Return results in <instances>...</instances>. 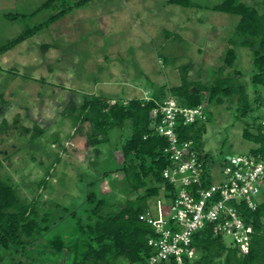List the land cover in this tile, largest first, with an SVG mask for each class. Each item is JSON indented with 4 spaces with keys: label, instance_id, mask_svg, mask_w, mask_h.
<instances>
[{
    "label": "rangeland",
    "instance_id": "1",
    "mask_svg": "<svg viewBox=\"0 0 264 264\" xmlns=\"http://www.w3.org/2000/svg\"><path fill=\"white\" fill-rule=\"evenodd\" d=\"M76 1L56 0L34 15L0 8V45ZM191 1L184 7L168 0H89L0 56V175L22 197L37 200L40 214L50 218L42 224L51 226L33 244L0 248V264H83L88 232L76 221L89 222L88 193L106 195V210H114L144 192L131 190L121 170L104 176L123 161L121 147L132 127L130 121L116 126L107 140L92 145V125L76 127L75 117L88 94L112 102L148 98L182 84L183 77L209 86L222 67L224 75L239 70L253 110L237 117L238 95L209 103L205 90L212 114L202 148L216 173L225 157L255 147L243 134L264 117V98L256 100L259 93L264 97V84L252 82V51L234 45L235 65L225 64L240 17L209 8L223 0ZM242 1L263 9L264 0ZM225 241L231 244L233 237Z\"/></svg>",
    "mask_w": 264,
    "mask_h": 264
},
{
    "label": "trees",
    "instance_id": "2",
    "mask_svg": "<svg viewBox=\"0 0 264 264\" xmlns=\"http://www.w3.org/2000/svg\"><path fill=\"white\" fill-rule=\"evenodd\" d=\"M55 1L46 0L39 9L47 8ZM87 1L89 0L74 2L50 16L46 22L28 28L8 43L0 45V56ZM168 2L184 7L194 5L191 0ZM197 6L204 7L199 4ZM209 8L240 17L235 26L234 38L230 40L233 46L227 49L225 55L226 66L235 65L236 45L248 47L252 51L254 66L252 82L255 86L264 84V2L262 10L242 0H223ZM240 76L239 70L224 75L222 67L217 79L209 86L183 77L182 84L172 86L167 92L161 90L158 95L148 98L113 99L112 102V98L103 95L92 93L86 96L79 107V114L75 115L78 122L76 127L86 121L92 125V130L88 133L92 145L107 140L109 131L116 126L130 121L132 127L131 136L121 147L123 161L117 169L105 171L104 176L109 172L121 170L125 173L131 190L139 191L144 188V192L134 199H127L114 210H106L109 205L106 195L98 197L95 191L88 193L87 202L92 205L88 215L89 222H83L82 219L76 221L79 231L88 232L89 243L82 254L83 264H125L124 261H127L126 264H138L154 253L149 245V238L154 237L156 232L140 215L149 209V199L160 196L164 190L170 189L171 185L163 177L164 170L170 165L169 156L165 151L168 141L152 126V110L158 102L166 98V94L167 97H175L185 106L204 104L203 93L206 90L209 103H222L224 97L238 95L240 107L237 109V117L245 116L253 107L247 97V87L239 82ZM194 85L196 90L192 89ZM263 98L259 93L256 100L260 102ZM205 112L206 120L188 125L181 122L178 126L181 139L194 140L201 150H204L202 139L212 114L207 107ZM253 126V130H250L249 126L244 129V137L255 143V147L251 149L252 153L264 154V117ZM40 133L41 130L37 129V134ZM99 135H104V138ZM207 156L213 161L209 153ZM69 214L77 216L78 213L69 211ZM244 216L254 225L248 253L242 254L237 247L227 244L223 235L215 233L212 226L208 225L193 234L192 246L198 254L183 264H264V202L256 210L244 209ZM49 220L48 214H40L37 200L22 197L12 182L0 175V248L10 249L13 245L26 247L35 243L40 236L50 231V225L42 224ZM60 249L63 250L64 247L61 246ZM161 264L177 263L166 260Z\"/></svg>",
    "mask_w": 264,
    "mask_h": 264
},
{
    "label": "built area",
    "instance_id": "3",
    "mask_svg": "<svg viewBox=\"0 0 264 264\" xmlns=\"http://www.w3.org/2000/svg\"><path fill=\"white\" fill-rule=\"evenodd\" d=\"M205 105L185 106L168 96L152 110V126L164 136L170 165L163 177L171 188L153 199L140 218L156 232L149 238L154 253L138 264H177L197 256L193 234L208 225L217 234L232 236L231 244L246 254L254 225L244 209L256 210L264 202V154H235L225 157L213 171L207 152L192 139H181L178 126L206 120ZM210 181V183L208 182ZM166 192V193H165ZM168 192V193H167Z\"/></svg>",
    "mask_w": 264,
    "mask_h": 264
},
{
    "label": "crops",
    "instance_id": "4",
    "mask_svg": "<svg viewBox=\"0 0 264 264\" xmlns=\"http://www.w3.org/2000/svg\"><path fill=\"white\" fill-rule=\"evenodd\" d=\"M45 1L46 0H0V8L24 10V11L32 10L34 11L32 13L34 15V13H37L40 11L39 8Z\"/></svg>",
    "mask_w": 264,
    "mask_h": 264
}]
</instances>
